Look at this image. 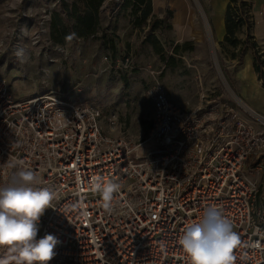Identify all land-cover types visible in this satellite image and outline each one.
<instances>
[{"label": "built area", "instance_id": "obj_1", "mask_svg": "<svg viewBox=\"0 0 264 264\" xmlns=\"http://www.w3.org/2000/svg\"><path fill=\"white\" fill-rule=\"evenodd\" d=\"M148 96L147 135L131 143L104 134L102 110L88 100L16 99L0 76V185L15 163L57 191L38 233L60 241L49 264H187L179 237L209 206L241 238L235 264H264V113L241 98L185 111L160 83ZM97 180L120 185L113 213L91 189Z\"/></svg>", "mask_w": 264, "mask_h": 264}, {"label": "rangeland", "instance_id": "obj_2", "mask_svg": "<svg viewBox=\"0 0 264 264\" xmlns=\"http://www.w3.org/2000/svg\"><path fill=\"white\" fill-rule=\"evenodd\" d=\"M73 1L0 0V76L16 99L55 92L88 100L102 110L104 134L131 143L147 135L154 113L148 89L157 83L185 111L244 100L243 87L260 101L247 103L264 113V83L254 67L264 60V43L253 33L252 0L235 44L218 39L211 0H180L188 11L180 24L171 0L159 10L151 5L145 17L146 8L104 0L84 37L64 12V2ZM20 47L24 63L15 56Z\"/></svg>", "mask_w": 264, "mask_h": 264}, {"label": "clouds", "instance_id": "obj_3", "mask_svg": "<svg viewBox=\"0 0 264 264\" xmlns=\"http://www.w3.org/2000/svg\"><path fill=\"white\" fill-rule=\"evenodd\" d=\"M15 56L20 63L26 62L25 48H18ZM55 122L63 128L68 120L57 112ZM11 167L16 170L5 185H0V251L5 253L0 256V264H49L60 241L53 234L38 238V233L41 217L46 210L53 209L57 191L40 187L42 179L35 171L17 168L15 163ZM91 189L101 197L105 211L113 213L114 194L119 192L120 185L97 180ZM178 243L187 264H235L234 250L240 246L241 238L222 210L209 206L198 222L184 228Z\"/></svg>", "mask_w": 264, "mask_h": 264}, {"label": "trees", "instance_id": "obj_4", "mask_svg": "<svg viewBox=\"0 0 264 264\" xmlns=\"http://www.w3.org/2000/svg\"><path fill=\"white\" fill-rule=\"evenodd\" d=\"M104 0H74L72 3L64 2L63 8L68 19H74L75 24L73 31L80 37H84L93 32L98 21L99 8ZM249 0H229L225 13V35L224 42L235 44L237 41L236 30L239 29L244 20L246 23L249 19L247 6ZM126 3L131 4L136 9L146 8L144 17L151 10V0H126ZM256 44H254V48ZM256 59L259 56L255 55ZM255 59V60H256ZM255 61L254 67L264 83V72L262 71V62Z\"/></svg>", "mask_w": 264, "mask_h": 264}, {"label": "crops", "instance_id": "obj_5", "mask_svg": "<svg viewBox=\"0 0 264 264\" xmlns=\"http://www.w3.org/2000/svg\"><path fill=\"white\" fill-rule=\"evenodd\" d=\"M152 1V6L154 8H159L162 5L163 0H151ZM172 1V6L176 11V24H180L184 16H186L187 9L183 4H180V0H171ZM212 4V20L214 22V27L215 31L216 29L218 30V33L216 32L218 39L223 40L224 35H225V13H226V8L229 3V0H211ZM253 4V9H254V18H255V24H254V29L253 33L256 37V39L264 43V17L260 13V9L262 8V5L264 4V0H252ZM217 26V27H216ZM264 90V87L262 88ZM243 98L246 102H254V103H259L260 101L254 96V93L252 94L251 92L248 91V89L241 88L240 89ZM249 103V102H248Z\"/></svg>", "mask_w": 264, "mask_h": 264}]
</instances>
